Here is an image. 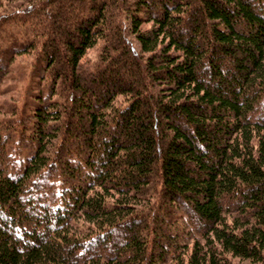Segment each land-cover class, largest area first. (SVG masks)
Wrapping results in <instances>:
<instances>
[{
    "label": "trees",
    "instance_id": "1",
    "mask_svg": "<svg viewBox=\"0 0 264 264\" xmlns=\"http://www.w3.org/2000/svg\"><path fill=\"white\" fill-rule=\"evenodd\" d=\"M117 4L0 14V93L34 48L43 80L0 124V264H264V0Z\"/></svg>",
    "mask_w": 264,
    "mask_h": 264
},
{
    "label": "rangeland",
    "instance_id": "2",
    "mask_svg": "<svg viewBox=\"0 0 264 264\" xmlns=\"http://www.w3.org/2000/svg\"><path fill=\"white\" fill-rule=\"evenodd\" d=\"M29 0H0V14L4 13L7 16V31L4 30V34H3V39L4 40H9V39H16V40H24L29 41L30 39L36 38L34 37L35 34H33L32 36H23L21 35V33H19V28L23 27L25 24L23 23V26H21L22 23L21 20L17 21L18 19H16L17 22H15V15H12V13H10L11 11H14L15 8H19L18 6H24L27 4ZM33 1V0H32ZM123 6H122V0H118V4H117V11H118V20L119 23L123 29ZM18 32V34H17ZM126 42L129 44V46H131L133 48V50L136 53V49L134 47V45L132 44V42L126 38ZM38 41V38L36 39ZM35 44H37V42H35ZM38 45V44H37ZM97 49L98 47H94L92 49H89L85 55L86 61L89 60L90 57H94L97 54ZM35 48L33 50H29L26 53H22L19 55H16L13 60L11 61L10 64V69L9 72L7 74H5V78H3V80L1 81V88H5V90H3V92L0 93V124L4 127L3 130L4 132L7 130V127L9 128V132L10 129L12 127V125L14 123H16V130L17 133H20V125H19V120H18V115H19V109L21 108V106L23 105L25 99L30 96V93L32 95L33 90H40L41 89V85L43 83V80L39 79L37 77L36 73H33L32 71L35 70L36 67H34V63H33V52L35 53ZM30 59V60H29ZM83 65H86V63H84ZM35 76V77H33ZM38 79H37V78ZM40 82V83H39ZM11 85V86H9ZM30 85V86H29ZM118 99H123V98H117ZM3 101V102H2ZM13 105L16 106L17 110L15 112L11 111ZM26 133H28V131H26ZM14 140H15V144H11V152L13 154L14 157H12L15 161L16 160H20L22 159L21 156L19 155V153L17 152L19 149V146L16 142V140L19 138V134L16 135L14 134ZM21 161V160H20ZM123 200L126 201H130V202H137L138 204H143L144 200L143 199H132L130 197L127 196H122ZM24 199V196L21 195V199ZM33 198V202L35 201L34 197ZM139 207V206H137ZM33 213V211H30ZM112 216H101L98 218H93L90 221H83L82 218L77 217L73 220V222L68 224V228L72 229L74 231H77L79 233H86V231L88 229H90L89 227L93 224H100L103 220L107 219V218H111ZM117 237V236H116ZM249 259L246 258H236L233 261V264H249Z\"/></svg>",
    "mask_w": 264,
    "mask_h": 264
},
{
    "label": "bare ground",
    "instance_id": "3",
    "mask_svg": "<svg viewBox=\"0 0 264 264\" xmlns=\"http://www.w3.org/2000/svg\"><path fill=\"white\" fill-rule=\"evenodd\" d=\"M20 30V29H19ZM30 60V59H29ZM40 83V82H39ZM9 86H11V85H9ZM12 87V86H11ZM3 102V101H2Z\"/></svg>",
    "mask_w": 264,
    "mask_h": 264
}]
</instances>
